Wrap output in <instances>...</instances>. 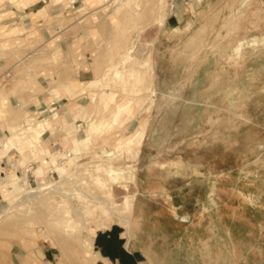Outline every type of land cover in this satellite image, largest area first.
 Masks as SVG:
<instances>
[{
    "label": "rangeland",
    "instance_id": "374dc122",
    "mask_svg": "<svg viewBox=\"0 0 264 264\" xmlns=\"http://www.w3.org/2000/svg\"><path fill=\"white\" fill-rule=\"evenodd\" d=\"M84 5L43 0L25 28H0V141L25 114L39 120L68 104L92 115L105 89L117 100L128 95L136 118L98 138L102 146L81 148L54 123L42 137L50 165L28 151L0 153V264H80L79 245L60 256L56 241L65 233L50 208L69 210L84 235L126 195L133 201L125 236L144 255L141 264H264V0ZM14 7L6 0L0 12ZM64 84L75 97L53 98ZM41 106L48 111L39 115ZM88 117L72 123L79 136ZM139 121L145 135L131 159L111 137ZM107 159L133 176L105 180L96 165ZM11 175L16 190L8 194L2 184ZM46 196L52 205L39 212Z\"/></svg>",
    "mask_w": 264,
    "mask_h": 264
},
{
    "label": "bare ground",
    "instance_id": "6f19581e",
    "mask_svg": "<svg viewBox=\"0 0 264 264\" xmlns=\"http://www.w3.org/2000/svg\"><path fill=\"white\" fill-rule=\"evenodd\" d=\"M4 1L6 0H0V3ZM7 1L15 4L17 7H25L37 0ZM64 1L65 0H51V3L53 6H60ZM112 1L115 0H85L83 9L85 10L87 6L98 9L99 7H102L104 5H108ZM70 2L72 1H69V3ZM44 10L45 8L41 9L39 11V14H42ZM2 16L3 15H0V17ZM2 46L3 45L1 44V47ZM106 76L107 74H103L101 78L85 83V87L91 88L97 86L98 84H101L103 80H105ZM114 76L120 78L121 75L118 71H115ZM85 87H83V89H85ZM105 90L102 91L100 98L102 99L100 103V111L97 110L93 112L92 115H90V113L88 114V109H85L81 105L70 107L68 106V104L66 107H64L65 109L63 113L59 114L57 112L52 113V111H49L51 112L49 117H43L39 120H37L32 115H23L24 124H19L16 126L10 125L8 134L0 141V153L4 156H8V153L13 150L25 155L28 151L30 153H33L34 158L39 159L40 156H44L43 160L45 161V164L50 165V162L47 158L45 146L42 145V137L44 133L47 132V129H52V125L56 122H61V129L65 133V139L71 140V143L74 144L76 148H81L84 144L93 140L96 141L98 145L102 146L103 141L102 139L98 141V138H102L104 135H106L108 130L125 126L127 123H129V121L136 118L134 102L128 95L122 100H117L116 94L114 92H106ZM52 92L53 93L51 95H53V98L58 96H65L67 97L68 101L70 99H73L75 97L74 95L77 93V91L71 88L68 84L56 86ZM142 105L143 103L139 104L138 108H141ZM38 111V114L42 115L45 114L48 110L44 106H41ZM84 115L89 116L88 120L86 121V131L82 136H79L77 134L76 127H74L72 123L75 121V119L84 117ZM145 129V121H139L137 127L133 131L129 132L128 134H122L120 132L114 131L111 139L114 140L115 147L124 148L126 150V154H128L127 156L133 159L138 156L141 150L143 138L145 135ZM103 161H105L107 165L99 164L96 165V167L98 171H102L105 180L117 181L118 183L120 181L130 179L133 176V174L127 170V167L114 166L112 163L114 159H107ZM56 169L61 174L64 168L57 167ZM46 187L49 188V185ZM2 188L4 191H6V193L8 192V194L13 193L14 190H16V181L13 179L12 175L8 177L7 182H4L2 184ZM43 188L45 187H39V190L41 191L43 190ZM29 192H35V190H29ZM107 193L110 194L109 191ZM50 196L43 197L36 202L39 212L47 209L49 210L50 205H52ZM18 198V196H15L12 201L17 200ZM132 201L133 195H126L121 204H113L111 209H109V207L106 205L108 210H102L100 214L94 219L92 226L85 225L86 227H84V235H79L76 231L78 223L76 219L72 217L69 210H57L55 207L53 208L54 212H52V208H50L51 210L49 214L53 216L54 222L56 221L57 225H60L56 228L59 229V227H61V231L65 233V237H60L56 241L60 256L65 257L68 251L74 250L76 248L75 246L79 245V254L81 257L80 264H89V262L91 261L95 263L96 257L92 248L93 238L95 234L98 231L107 230L108 228H110L113 222L117 220V224L120 225L121 228L125 229V232L122 234L123 236H125L129 221L124 215L131 211ZM86 215H88V213Z\"/></svg>",
    "mask_w": 264,
    "mask_h": 264
},
{
    "label": "crops",
    "instance_id": "0c3cea01",
    "mask_svg": "<svg viewBox=\"0 0 264 264\" xmlns=\"http://www.w3.org/2000/svg\"><path fill=\"white\" fill-rule=\"evenodd\" d=\"M43 0H37L25 7L12 8L6 10V12H0V28L11 27L15 30L19 28H25L26 24L31 23V18L36 16V13L31 9L37 4H40ZM29 7V8H28ZM38 13V12H37ZM32 14V15H31ZM37 18V24L41 19ZM16 25V26H15ZM24 26V27H23ZM0 32L2 33V31ZM5 30H3L4 32ZM50 162V161H49ZM125 231L118 228L98 231L93 238V252L96 257L95 264H141L144 258L142 252L134 245L132 238H126L122 234ZM127 235V232H126Z\"/></svg>",
    "mask_w": 264,
    "mask_h": 264
}]
</instances>
